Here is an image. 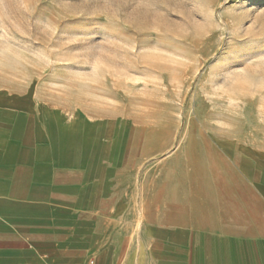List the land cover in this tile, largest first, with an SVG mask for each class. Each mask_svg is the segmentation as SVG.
Masks as SVG:
<instances>
[{"label":"rangeland","instance_id":"obj_1","mask_svg":"<svg viewBox=\"0 0 264 264\" xmlns=\"http://www.w3.org/2000/svg\"><path fill=\"white\" fill-rule=\"evenodd\" d=\"M0 107L133 182L198 130L264 144V0H0ZM122 239L120 264H156L152 233Z\"/></svg>","mask_w":264,"mask_h":264},{"label":"crops","instance_id":"obj_2","mask_svg":"<svg viewBox=\"0 0 264 264\" xmlns=\"http://www.w3.org/2000/svg\"><path fill=\"white\" fill-rule=\"evenodd\" d=\"M29 114L0 107V264H120L131 230L152 233L156 264H264V144L198 130L133 182L128 157Z\"/></svg>","mask_w":264,"mask_h":264},{"label":"built area","instance_id":"obj_3","mask_svg":"<svg viewBox=\"0 0 264 264\" xmlns=\"http://www.w3.org/2000/svg\"><path fill=\"white\" fill-rule=\"evenodd\" d=\"M89 264H96V263H95V260H94V259H91V260L89 261Z\"/></svg>","mask_w":264,"mask_h":264}]
</instances>
